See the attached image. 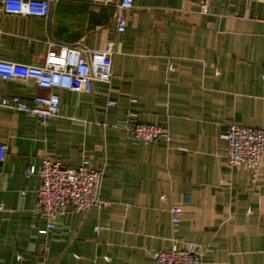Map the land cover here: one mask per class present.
<instances>
[{"label":"crops","instance_id":"crops-1","mask_svg":"<svg viewBox=\"0 0 264 264\" xmlns=\"http://www.w3.org/2000/svg\"><path fill=\"white\" fill-rule=\"evenodd\" d=\"M118 1L51 0L46 18H1L3 61L38 65L51 48L114 47L110 83L89 94L0 80V101H60L45 126L0 108V264H153V252L188 241L203 264H264V153L256 172L230 166L222 138L230 124L264 129V0H134L124 12ZM119 15L126 27L116 34ZM131 114L170 141L144 145L120 131ZM47 156L102 168L107 205L67 210L44 236L39 178L24 172Z\"/></svg>","mask_w":264,"mask_h":264},{"label":"built area","instance_id":"built-area-1","mask_svg":"<svg viewBox=\"0 0 264 264\" xmlns=\"http://www.w3.org/2000/svg\"><path fill=\"white\" fill-rule=\"evenodd\" d=\"M94 1L106 5L116 0ZM116 6L120 12L129 11L134 7V0H119ZM50 7L51 0H0V21L3 16L46 18ZM200 11L206 13L207 8L202 5ZM125 27L126 23L119 15L115 25L116 34L123 33ZM1 33L0 29V35ZM113 47L112 42L103 51H88L78 45L51 48L43 62L38 65H25L0 59V80H32L38 88L44 90L89 94L92 93L95 82L110 83ZM59 105V97L55 94L37 95L30 100L12 96L0 101V108L35 117L41 126H45L50 118L57 116ZM113 105V101L106 102L107 107ZM118 129L130 133L135 141L144 145L170 141L166 129L157 124L138 122L132 114L119 122ZM222 138L226 143L225 155L228 164L256 172L264 153V129L230 124ZM6 150V145L1 144L0 163L5 160ZM24 174L39 178L35 212L46 221L45 228L38 231L40 235L47 236L53 231L56 220L67 210L85 214L107 205L100 196L103 170L93 167L87 158H82L77 167L69 168L47 156L39 167L29 166ZM170 214L173 230L177 231L181 223V207L173 206ZM151 257L153 264H203L197 244L192 241L155 251Z\"/></svg>","mask_w":264,"mask_h":264},{"label":"water","instance_id":"water-1","mask_svg":"<svg viewBox=\"0 0 264 264\" xmlns=\"http://www.w3.org/2000/svg\"><path fill=\"white\" fill-rule=\"evenodd\" d=\"M50 13V12H49ZM0 165H1V163H0Z\"/></svg>","mask_w":264,"mask_h":264}]
</instances>
